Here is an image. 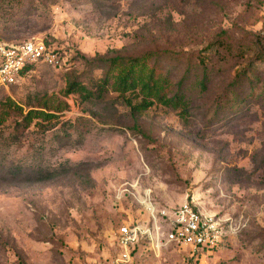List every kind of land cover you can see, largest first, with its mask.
Returning <instances> with one entry per match:
<instances>
[{
	"label": "rangeland",
	"instance_id": "1",
	"mask_svg": "<svg viewBox=\"0 0 264 264\" xmlns=\"http://www.w3.org/2000/svg\"><path fill=\"white\" fill-rule=\"evenodd\" d=\"M0 37L60 58L0 89V264H111L117 228L148 218L145 189L194 199L225 235L195 253L141 242L136 264H264V0H0ZM149 51L174 83L204 56L207 88L199 68L178 107L67 90L103 76L86 58ZM31 109L49 115L17 127Z\"/></svg>",
	"mask_w": 264,
	"mask_h": 264
},
{
	"label": "built area",
	"instance_id": "2",
	"mask_svg": "<svg viewBox=\"0 0 264 264\" xmlns=\"http://www.w3.org/2000/svg\"><path fill=\"white\" fill-rule=\"evenodd\" d=\"M36 62L59 65L60 58L42 38L22 42L0 39V88L8 89L16 84L26 73V67ZM138 201L148 218L122 223L117 228L119 250L111 264H136L134 252L143 240H147L153 248L173 243L195 253L213 248L224 239L223 219L202 210L194 199H186L171 207H160L151 191L145 189Z\"/></svg>",
	"mask_w": 264,
	"mask_h": 264
},
{
	"label": "trees",
	"instance_id": "3",
	"mask_svg": "<svg viewBox=\"0 0 264 264\" xmlns=\"http://www.w3.org/2000/svg\"><path fill=\"white\" fill-rule=\"evenodd\" d=\"M0 39L7 42H16L8 41L1 37ZM214 45L215 42H212L208 44L206 49L211 50ZM173 55L176 57L181 54L173 52ZM169 56V53L166 51H149L136 57L117 54L114 56L97 55L92 58H86L85 61L89 67L103 69V76L97 79V82L92 84L91 88L87 84L73 80L69 83L67 90L69 93L79 92L88 96L100 97L109 86H113L116 91L121 93L139 90L144 96V101L149 99L151 101L156 100L167 106L178 107L179 105L187 103L186 90L188 81L193 75L197 77V74H193V71L199 68L201 69L202 75H200L198 79V84L202 90H205L210 82L212 69L208 66L206 58L200 55L199 61L197 63L189 62L185 73L177 83H174L171 72H165L161 65V61ZM39 63L44 62H36L28 65L25 72L31 70ZM40 115L48 116L49 114L40 110H29V112L24 115L22 121L18 123L17 127L21 129L27 128L33 118ZM145 241L147 240L140 241L139 244ZM139 244L136 246V249ZM23 264H25V262H23Z\"/></svg>",
	"mask_w": 264,
	"mask_h": 264
}]
</instances>
